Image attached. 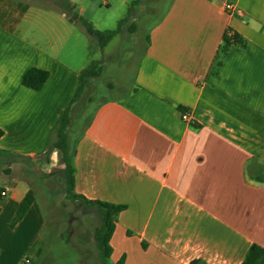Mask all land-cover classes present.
Returning a JSON list of instances; mask_svg holds the SVG:
<instances>
[{
	"label": "crops",
	"instance_id": "crops-1",
	"mask_svg": "<svg viewBox=\"0 0 264 264\" xmlns=\"http://www.w3.org/2000/svg\"><path fill=\"white\" fill-rule=\"evenodd\" d=\"M52 1L0 0V264H35L43 251L42 199L53 180L65 186L51 131L91 62L101 72L87 85L116 88L105 65L122 45L121 93L84 104V90L70 106L74 193L125 206L108 262L241 264L264 245V0H138L96 60L87 50L98 39L79 19L114 30L136 0H68L71 13ZM228 30L241 44L221 56ZM31 68L48 73L39 90L22 85Z\"/></svg>",
	"mask_w": 264,
	"mask_h": 264
},
{
	"label": "trees",
	"instance_id": "trees-1",
	"mask_svg": "<svg viewBox=\"0 0 264 264\" xmlns=\"http://www.w3.org/2000/svg\"><path fill=\"white\" fill-rule=\"evenodd\" d=\"M137 1L138 0L134 1L129 6L126 16L117 23V27L114 30H108L104 32L95 31L83 19H79V21L86 27L88 34L97 37L99 46L103 48L115 35L119 33L121 26L128 20L130 12ZM63 5L69 13L72 12V6L68 0H63ZM228 32H231L232 35L229 36ZM231 44H241V41L233 31L228 30L225 33L223 45L220 50L221 56H224L226 54V51ZM221 63L222 61L219 60L217 63V68L221 66ZM100 72V61L91 62L85 69L81 71L79 77V85L73 96V99L51 131L49 137V146H52L59 152L60 159L63 164L62 174L65 183L66 197L73 201H79L90 208H94L97 211L100 218V223L94 229L93 239L97 248V254L99 256L100 264H108V259L112 252L110 239L115 229L117 217L119 213L125 209V206L113 205L110 203L95 200H88L74 193V168L72 165L74 150L72 143L69 141L71 132L69 127H71L72 124V119L70 117V106L82 96L88 80L91 78L93 79L99 77ZM47 76L48 73L46 71L37 68H31L24 74L22 85L32 90H39L47 80ZM1 135L2 131L0 130V136ZM33 201V192L29 191L25 198L20 202L16 214L10 223V227H13L23 217L24 213ZM42 253L43 251H40L38 253V258L42 255ZM115 264H124V256H122ZM189 264L205 263L201 260H193ZM241 264H264V245H251L246 252V255Z\"/></svg>",
	"mask_w": 264,
	"mask_h": 264
},
{
	"label": "rangeland",
	"instance_id": "rangeland-1",
	"mask_svg": "<svg viewBox=\"0 0 264 264\" xmlns=\"http://www.w3.org/2000/svg\"><path fill=\"white\" fill-rule=\"evenodd\" d=\"M47 2L53 3L52 0H47ZM114 12H117L116 8H113L110 12L103 10L100 13L101 19H105L107 15L109 16V14H113ZM121 16H124V13ZM111 28H116L115 22ZM111 47L108 46L105 51L106 55ZM117 48L118 56L112 61H108L105 65L107 68L106 77L108 79H104V81L114 82L116 88L110 92L102 78L97 81L94 79L90 84H86L84 104H88L86 98H90L94 93H96L98 99L114 98L121 93L117 88L124 87L123 83L127 81L131 71H121L118 69L122 64L123 59L120 56V51L124 49V45ZM113 49L115 50V48ZM87 51L90 52V54L88 52V55L92 60L100 57L97 40H93L90 43V48ZM95 106H97V102H93L91 105L92 108ZM49 186L54 192L53 201L48 197L42 199L41 210L46 222L43 231L44 249L42 255L34 259L35 264H100L96 259L90 261V258L96 257L97 255L93 231L100 220L98 213L94 212L96 211L94 208H90L79 201L68 199L66 197L65 186L59 181L53 180L52 183H49ZM51 202L52 205L49 206ZM85 218H89V222L85 221ZM83 255L88 256H85V261H83ZM108 264H111V262H108Z\"/></svg>",
	"mask_w": 264,
	"mask_h": 264
},
{
	"label": "built area",
	"instance_id": "built-area-1",
	"mask_svg": "<svg viewBox=\"0 0 264 264\" xmlns=\"http://www.w3.org/2000/svg\"><path fill=\"white\" fill-rule=\"evenodd\" d=\"M225 10L228 11V12H232V10H233V6H232L231 4L228 3V4L225 5ZM228 35L231 36L232 33H231V32H228ZM180 118H181V120L184 121V122H187V123H188V122H191V120H190V116H189V113H187L186 111H182V112L180 113ZM1 196H5V192H1ZM24 263H25V264H30L29 259L25 258V259H24Z\"/></svg>",
	"mask_w": 264,
	"mask_h": 264
}]
</instances>
